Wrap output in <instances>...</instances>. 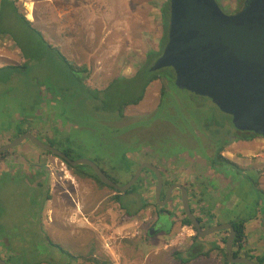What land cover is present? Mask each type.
Here are the masks:
<instances>
[{"label":"rangeland","instance_id":"rangeland-1","mask_svg":"<svg viewBox=\"0 0 264 264\" xmlns=\"http://www.w3.org/2000/svg\"><path fill=\"white\" fill-rule=\"evenodd\" d=\"M51 1L17 0L20 11L27 18H29V13L33 16L34 25L29 27L17 16L14 9L8 6L7 2L2 3L0 0V9L2 8V12H0L2 13L0 16V145L9 142L11 137L15 136L21 115L27 117L24 127L29 128L39 137H43L44 141H47V138H50L48 141L54 140L58 147H72L77 156L80 154L82 157L93 159L95 155L101 154V151L105 153V150L109 152L112 150L110 137L119 139L126 143L123 144V148H119L118 156H114L117 162L120 160L121 165L124 164L125 167H128L131 160H134L136 162L133 167L134 171L143 161H156L166 168L168 175L166 179L169 182L173 180L188 185L190 192L194 195L193 204L196 209L197 204L203 203L204 197L200 199V193L209 190L208 199L211 202L221 200L223 194L224 197L220 202H223L224 199V203L230 201L227 205L229 206L237 201H243L245 214H251L253 205L264 201V194L259 190H264V142L261 141L264 138L243 141L244 139L230 140V136L218 135L220 132L235 133V131L232 132L234 129L229 124L230 117L205 99H202L203 102L200 104L192 105L191 102L196 99V96H193L189 91L181 90L174 83L158 79L151 82L147 90L143 91V84L145 85V80L150 77V69L152 70V66L156 62L155 59H151L150 63H147L146 54L151 51L160 52L162 49L160 7L168 6L170 0H149L157 8L155 17H149V12L143 9L144 5L140 7L137 12L141 25L136 28L133 27V24L129 27L130 24L126 23L119 29L121 32L120 41H116L112 36L105 37L109 41L106 40L104 48L101 50L102 58L105 60V72L102 80L99 75L95 74L93 66L90 71L84 73V75H88L85 83L89 88L103 89L105 108L93 105L92 108L89 107L88 110L91 114L84 117L94 122L89 123L87 120L84 124L79 121L75 122L77 117L74 115L78 112L75 111L76 106L72 110L71 103L62 98L73 95L75 99V93L80 88L84 92L85 87H82L83 82L80 81V79L83 80V77L79 73L74 75L71 72L66 58L75 61L76 56L69 53V45L67 47L69 40L64 37L53 38V35L58 34V31H53L54 25L51 23L59 18L61 26L68 30L71 26L68 27V17L72 16V13L69 11L68 0H56V7ZM220 1L223 4V11L227 14L234 13L238 8L237 0ZM30 4L32 7L29 6ZM149 18L155 19L154 26L149 23ZM124 19L126 20V18ZM112 20L123 21V18L118 14V17H112ZM111 25L113 24L110 23L108 28H111ZM72 27L73 25L70 28ZM73 29L75 31L73 42H77V44L88 45V42H96V38L97 41L99 40V35H97L98 37L94 35L88 42H82L81 28L75 26ZM69 33L67 32V34ZM47 43H50L54 49L51 50ZM114 43L118 44L117 49L111 48L115 45ZM89 52H91L90 49L87 53ZM88 58V66H90L92 58L90 53ZM120 61L124 65H118ZM24 64L27 67H24ZM146 65L151 66L149 71L147 69L140 71ZM162 87H165L167 94L166 104L171 100L168 104L170 113L179 116L175 121L187 128L188 137L179 134L178 130L174 128L165 132L166 137L158 139L160 132L157 126L160 120H155L150 125L139 124L143 120H150L158 112L163 96ZM67 89H70V92ZM40 92L44 94L38 96ZM27 95L29 96L26 97ZM49 95L52 97H47ZM141 95H144V98L139 104L129 105L126 108L124 119L117 122H105L106 118H115L114 116L121 112L120 109L116 110L120 104L136 100ZM59 99L62 102L61 107L57 106ZM65 103L68 106H65ZM62 110L68 112L65 114ZM206 118L214 123L211 128H205L207 126ZM216 123L225 127H218ZM103 125L110 128L107 135H105L106 131ZM117 128H120V132L115 131ZM136 129L138 131H135ZM167 141H170V144ZM164 144L166 149H171L173 145H179V149H181L172 161L164 162L158 157V152L161 151ZM106 145L109 146L107 149ZM219 147L226 148L227 151H223L222 154L238 164L239 168L213 164L212 159ZM113 148L115 150L117 147L113 146ZM193 149L194 151L190 152ZM12 153L17 155L33 153V155L30 159H26L23 155L17 156L13 162L0 166V237L9 240L11 249L17 251L8 257L10 264H26L28 259L31 260L30 262H37L48 256L55 258V255L63 263L71 257L70 253L65 252V249L73 251L79 246L85 247L88 242L92 243L95 251L104 253V250L107 251V249L109 252V250L116 251L122 248L117 244L119 241L124 242L133 238H139L141 243L143 240L145 241L148 228H152L151 225L155 222L154 211H157V207L154 205L156 180L150 172L144 174L150 182H143V188L140 190L141 197L147 198L152 205L140 211L131 220H125V210L113 198L116 194L113 189L96 184L93 179V185L80 184L77 188L82 195L79 198L81 201H88L89 205L102 202L99 206L91 205L94 207L91 211H93L95 223L92 224V227L86 229L85 232L72 228V234L80 237V242L72 245L67 241L68 233L70 234L68 232L69 223L64 219V217H69V208L66 206H69L71 198L69 196L61 197L63 202L66 200L67 202L58 204L55 201V194L52 193L51 196L53 195L54 200H49L47 195L48 192L51 193L49 188L52 181L50 175L47 174V169H44V173L37 175L42 164L34 157V153L45 154L58 162L59 165L56 166L55 172L57 174L61 171L64 180V176L68 175L70 169L67 168L66 172L62 170L65 167H62L63 161L60 158L44 152L31 141H26L16 147L8 155ZM185 155L190 156L189 161H195L197 170L188 171V166L184 162V158L187 157ZM103 156L101 161L103 167L111 175L118 177L119 183H124L133 176V172L128 173L126 169L112 168L114 161L106 157L108 156L106 154ZM167 159H169V155H167ZM95 161L100 164L98 160ZM35 163H39L40 169L39 166L34 165ZM189 168L192 167L189 166ZM47 176L49 180H47ZM134 194L140 195V193ZM132 196V193H126L120 200V203L128 205L130 212L139 206L138 202L132 201ZM202 211H209V209L204 208ZM49 217L53 218L56 223L65 224L63 236L51 229L53 225L49 224ZM26 222L30 224L29 228L23 226ZM164 223L160 224V227L167 229L169 224L167 221ZM190 229L196 233L193 227L190 226ZM180 232L188 236L186 226L181 227ZM27 236L30 240H22ZM212 237L216 238L217 235ZM212 237L208 236L206 239L210 240L208 242L214 246L216 242L212 241ZM16 239L18 240L16 241ZM53 239L59 247L51 249L52 251L49 250L47 254L41 256L40 251H44L45 246L51 247ZM175 239L177 240V238ZM186 240L185 237L182 245L179 244L180 241H177L176 247L184 248ZM200 240H204L203 243H205V239ZM25 242L27 243L25 244ZM191 251L195 250L191 249ZM118 254L115 253V256L121 257L120 252Z\"/></svg>","mask_w":264,"mask_h":264},{"label":"water","instance_id":"water-1","mask_svg":"<svg viewBox=\"0 0 264 264\" xmlns=\"http://www.w3.org/2000/svg\"><path fill=\"white\" fill-rule=\"evenodd\" d=\"M219 0H170L168 40L152 70L172 67L175 84L198 95L207 96L224 112L233 116L238 130L264 135V0H245L236 13L223 11ZM26 141L51 152L72 166H90L100 180L121 193L135 185L148 169L156 176L155 197L160 206L174 200L180 191L182 208L199 237L230 229L225 247L232 264H259L247 256H234L236 229L232 223L204 228L191 208L186 184H171L162 199L164 175L151 162H141L124 183L113 180L93 159H71L60 148L43 141L34 132H25L0 145V154ZM162 221V217L160 219ZM165 222V221H164ZM156 224L149 230L156 232ZM0 264H8L0 258Z\"/></svg>","mask_w":264,"mask_h":264},{"label":"crops","instance_id":"crops-1","mask_svg":"<svg viewBox=\"0 0 264 264\" xmlns=\"http://www.w3.org/2000/svg\"><path fill=\"white\" fill-rule=\"evenodd\" d=\"M52 1L54 6L56 7V2L58 0L57 1L52 0ZM68 2L70 9L69 11L72 13V16L68 17L69 20L68 27L70 25L71 26L73 25V27L70 28L71 27L70 26L68 30H66L61 26V20L57 18L56 20H54V22H51L54 25L53 31L55 30L58 31L57 32L58 34L53 35V38L64 37L65 39L69 40V42L66 40L68 42L67 47L69 45L68 48L70 50L69 53L72 55L74 54V56H76L75 57L76 60L73 61L70 58H68V60L73 62L78 67L86 68L87 66L86 70L82 73L83 74L82 82L85 85H86L85 80L87 79L88 75L86 76L84 75V73L90 71L92 69V66L95 68V74L100 76V80H102L103 78V74L105 72L104 70L105 60H103L102 58L101 50L102 48H104V43L107 40L105 37L112 36L116 41H120L121 32L119 31V29L124 27L126 23L130 24L129 27L133 24V27L138 28V26L141 25V22L138 19L139 13L137 12V10L140 9V7H142L143 5L145 7L143 9L149 12V17H155L157 15V8L153 4H151L149 0H68ZM140 2H142L143 4H141ZM118 14L120 15V17L123 18V21L112 20V17L114 18L118 17ZM57 16L59 17L60 15ZM124 18H126V20ZM28 19L31 20V22H33L32 25H34V20L30 18ZM148 21L151 25H153L155 19L149 18ZM109 22L113 24L111 25V28H108V25H110ZM75 26L81 28L80 35L82 36V42H88L90 38L94 37V35H96V37H98L97 35H99V40L97 41L96 38V42H91V43L88 42V45L85 43L77 44V42L76 43L73 42L74 33H75L73 28ZM67 32L70 33L67 34ZM103 33L104 36H102ZM80 35L77 34V36ZM162 39L163 36L160 39L161 44H162ZM114 44L115 45L111 46V48L117 49L118 44L116 43ZM88 49H90L91 52L89 53L90 56L92 57L90 66H88L89 63V58H88L89 53H87ZM121 64L123 63H121L120 61L118 65ZM128 68H126V70H128ZM105 79L107 78L105 77ZM43 92H40L38 96L44 94ZM28 96L29 95H27L26 97ZM47 97H52V95H49ZM58 101L59 102L57 103V106L61 107L62 102L60 99ZM65 106H68V104L66 105L65 103ZM261 141L264 142V140ZM223 151H227L226 148ZM21 155L25 156L26 159H30L33 153H29V154L21 153L20 155H17L16 153H12L10 155H6L3 158L4 159L3 161L0 160V166L7 165L9 162H13L14 160L17 159L16 158L17 156L19 157ZM34 157H36L37 161L42 164V168H43L40 169L39 163L34 164L36 166H39L40 169L39 172H37V175L44 173V169H47V174L50 175L52 183L49 188V190L51 191V193H49L50 194L49 200H54L53 195L51 196L52 193L55 194L56 197L55 201L58 204L67 202V200L63 202L64 200H62L61 197L69 196L71 198L69 200V206H66V208H69V212H68L69 217L67 218L64 217V219L68 220L69 223L68 232H70V234L68 233L67 241L72 245L80 242V237H77L76 235L72 234L73 233L71 232L72 228L85 232L86 229L92 227V224L95 223L93 221L94 219L92 213L93 211H91L93 210L94 207H91V205L95 204L96 206H99L102 201L95 202L90 205L88 201L85 202L81 201L79 198H81L82 195L80 194V190L77 187L82 183L93 185V180L91 178L78 177L71 170L68 172L67 176H64L65 177L64 180V178H62L63 173H61V171L60 173L57 174L55 172L56 166L59 165L58 162L53 160L51 157L46 156L45 154L34 153ZM175 157L176 156L170 155L169 159H165V160L172 161V159ZM188 161L189 158H184V162H188ZM190 161H194V160H190ZM134 165L135 162L133 164V167ZM47 180H49L48 176H47ZM190 182L193 183V181L191 180ZM259 190L262 194H264V190L262 189ZM66 192H68V194H66ZM208 196H210L209 190L208 192H204L202 196L204 197L203 199L202 197L200 198L202 199L203 203H201V205L197 204V209L195 208L196 213L198 214V211L202 213V216H205L204 218L205 221L209 219L221 220L220 222L213 220L211 221L210 225L218 224L222 222H232L233 220H236L238 218L247 219L248 232L250 233L252 239L251 254L256 256L264 255V201L254 204L252 207L253 212L251 214L249 213L248 215L245 214V208L243 210V201H237L227 206L230 201L224 203L225 201L224 199L223 202H220L224 197L223 194L221 196V200H217L216 202H211L208 199ZM204 208H208L209 211H202V209ZM49 218H50L48 220L49 224L53 225L51 229L53 231L55 230L56 233L63 236L65 234V224L56 223L53 218L51 217ZM58 219L60 220V218ZM164 221L166 222V220L162 218L160 224L162 223L165 224ZM63 223L65 222L63 221ZM158 223H159L158 216H156L155 223L153 224V226L155 224L157 225L156 232L154 234H150L149 230L151 228L149 227L147 230L148 233L146 234V237L144 238L145 241L143 240V243L140 242L139 238L125 240L124 242L119 241L117 242V244L122 246V248L116 251L109 250V252H107L108 251L107 249V251L104 250L103 253V252L95 251L94 248L92 247V243L90 244L89 242L88 243L85 242L86 243V244L84 243L85 247L79 246L73 251H70L71 252L70 259L67 261H63V263L55 255L54 263H49L48 260L30 262L31 260L28 259V263L26 264H183L182 263L183 259L188 260V263L186 264H232V263H227L225 253L220 249L211 251L212 244L208 242L210 240L206 239V237L208 236L202 238L200 237V239H205V243H203L204 240H200L199 238H194V235L191 236V238L189 236H186L187 238L185 242L186 246L184 245L185 246L184 248H177L176 247L177 244L175 243L176 241L175 238H178V234L179 231L181 230V227H185V226H183L181 223L175 224L172 227V230L169 232L167 231V229H162L160 227V224ZM23 226L25 228H29L30 224L26 222L23 224ZM186 228H188V233H190L191 232L190 226H186ZM175 234L176 236L173 239V236ZM209 237L212 236L209 235ZM214 239L215 241L220 243L221 240L220 236H217L216 238L212 237V241H214ZM17 240L18 239H16V241ZM22 240H28V239L25 238ZM90 241L92 242V240ZM27 242H25V244ZM53 243L57 245L54 239H53ZM48 249L51 250L55 248L51 245V247H47V250ZM191 249H194L195 251L192 252ZM13 252L15 253L17 251L11 249L10 241L0 237V257L7 259L8 257L11 256ZM119 252L121 257L115 256V253L119 255L118 254ZM206 252H210V255L208 256L203 255ZM44 254L45 252L44 253L40 252L41 256Z\"/></svg>","mask_w":264,"mask_h":264},{"label":"trees","instance_id":"trees-1","mask_svg":"<svg viewBox=\"0 0 264 264\" xmlns=\"http://www.w3.org/2000/svg\"><path fill=\"white\" fill-rule=\"evenodd\" d=\"M238 1V5L241 7V5L243 4L244 5V0H237ZM3 2H7L8 6H10L11 8L14 9V11L16 12L17 16L26 24L28 25L29 27H32V24L33 22H31V20H29L24 13H22L19 9V6L17 5V0H2V3ZM1 3V4H2ZM2 9V8H1ZM0 9V12H2V10ZM160 12H161V27H162V34H163V43L161 44V51H151L149 52L148 54H146V57H147V63H150L149 61H151V59H155V61L161 56L163 50H164V47H165V44L168 40V31H169V19H170V1L168 2V6L165 5L163 7L160 8ZM2 13H0V16H1ZM47 46L52 50L54 48H52L53 46L49 43H47ZM66 61L68 63V65L70 66L71 68V72L76 75L77 73H79L82 77H83V72L86 70L85 67H78L77 65H75L73 62H71L70 60H68L66 58ZM14 66H17V65H14ZM24 67H27V65H23ZM151 68V66L149 65H146V66H143L140 71L142 69H147L149 71V69ZM139 71V72H140ZM176 77L175 75V72L173 70V68L171 67H168V68H161V69H157V70H151L150 69V77L145 80V85L143 84V87H144V90L143 91H146L147 90V87L150 85L151 82L155 81V80H162L164 79L165 82H169V83H174V78ZM80 81L82 82L83 80L80 79ZM83 84V86H82ZM81 86L82 87H85V90L84 92H82V89L80 88L78 92L75 93V99L73 98V95L72 97L70 96H64L62 97L64 100L67 99V101L69 103H71V109L73 110L74 107L76 106V109L75 111H78L77 114H73L75 117V122L79 121V122H82L83 124L85 123V121H89V123H92L94 121H90L89 118L86 117L85 119V115H88V114H91L89 112V107L92 108V105L93 106H105L104 105V100H103V89L100 90L98 88H95V89H92V88H89L88 86L84 85V83H82ZM66 88V87H65ZM69 92H70V89H67ZM162 94L163 96L166 95V91H165V87H162ZM143 94V93H142ZM193 96H195L193 94ZM144 98V95H141L139 98H137L136 100H133V101H125L124 103L120 104L119 107L116 109V110H121V112H119V114L117 116H114L115 118H121L124 115V112L126 111V108L129 106V105H136L138 103H140V101ZM56 99V98H54ZM76 101V102H75ZM197 104H200L198 102H195ZM160 107V106H159ZM105 108V107H104ZM159 110V109H158ZM68 111L67 110H64L63 113H67ZM72 112V111H71ZM166 114H169L168 112H166ZM19 115V114H18ZM171 115V114H169ZM68 117H70L69 115H67ZM93 116V115H92ZM91 116V117H92ZM160 113L159 111L157 113H155V115L153 116V118H151L150 120H143L141 121L139 124H147V125H150L153 121L157 120V118H160ZM172 118H175L174 115H171ZM179 117V116H178ZM79 119V120H78ZM161 119V118H160ZM27 120V117L24 115V116H20L19 117V122H18V125H17V129H16V134H14L13 136L14 137H11V140H13L15 137H17L18 135L22 134V133H25V132H30V129L29 128H26L24 127V121ZM88 123V125H89ZM211 125H213V122L210 123ZM217 124V123H216ZM94 125H96V123H94ZM219 125V124H217ZM105 127V135L108 134V132L110 131V128H107L105 125H103ZM120 128H117L115 129L116 132H120L119 131ZM124 129V128H122ZM113 133V132H112ZM232 133H226L224 134V132H221L219 135H225L226 136H230ZM38 136V135H37ZM98 136V135H97ZM39 137V136H38ZM256 137L255 134H249L247 136H243V137H240L241 139H244V140H247V141H250L252 139H254ZM41 139H43V137H39ZM45 138V137H44ZM107 138V136H106ZM46 139V138H45ZM48 139L50 138H47V141L45 142H48L50 143L51 145H54L56 147H58L55 143V141H48ZM111 143H110V147L112 148V150L110 152H113V154H110L109 151L105 150L106 152H102L101 151V154H97L94 156V160H98V162H100V166L101 168L106 172V174L108 176H110L113 180L119 182V178L116 177V176H113L110 174V172L108 170H106L104 167H103V163L101 162L102 159H103V155H108L106 157H109L112 159V161H114V164L112 165V168H118V170L120 169H126L128 173H132L134 174L135 170L133 171L132 168H131V165L133 167V164H134V160H131V163L128 167H125L124 164L121 165V161L119 160V162L116 161V158L114 156H118V150L119 148H123V144H125L126 142H123L119 139H114V138H111ZM44 141V140H43ZM113 146H116L117 148L114 150ZM109 146L106 145V149L108 148ZM60 148L61 150H63L67 156H69L71 159H75L77 157H80L81 155L79 154L78 156L75 154V150H73L72 147L68 146V147H58ZM15 149V148H14ZM41 149V148H40ZM225 149V147H219V149L216 150V154L214 155L212 161H213V164L214 165H229L231 167H235L236 169L239 168V165L238 164H235V162L231 161L229 158H226V156H224L222 154L223 150ZM13 149L9 150V151H6L2 154H0V160H2L6 155H8ZM44 152L50 154V155H53L51 152L49 151H46V150H43ZM62 160V159H61ZM118 160V159H117ZM63 162H65V164L67 165V167L78 177H81V178H91L93 179L94 181H96V183L100 184L101 186H107L106 184H104L100 178L96 175V173L93 171V169L90 167V166H87V165H79V166H72L71 164L67 163L65 160H62ZM117 164H116V163ZM136 164V162H135ZM140 164V163H139ZM150 170L146 169L143 173V175L141 176V178L139 179V181L133 185L128 191H126L125 193H121L120 191L116 190L115 188L113 187H110V186H107L108 188H111L113 189L116 194L113 196V198L120 204V207L122 209L125 210V213H126V216H125V220H131L135 215L139 214L140 211H142L143 209L145 208H148L150 206V201L146 198V199H143L141 196V188H143V182H146V183H149L150 180L144 176V174L146 172H148ZM174 181L172 180L171 182L167 181V185H171ZM43 186V185H42ZM190 191V190H189ZM126 193H132V201H136L138 202L139 206H137V208L130 212L128 210V205L125 204V203H120V200L122 199L123 195L126 194ZM134 193H140L139 196H137L136 194ZM175 197H174V200L170 202L169 205L167 206H159L157 204V202L154 203V205H157V211H154L155 214H157L156 216H158V224L161 223L160 219L161 217L164 218V220H166L169 224V227L167 228L168 231L170 232L172 230V227L175 225V224H178V223H181L182 225L184 226H191V222L189 220V218L186 216L183 208H182V204H181V197L179 196V192L176 191L175 192ZM191 193V196H192V203H191V208L193 210V212H196L195 211V207H194V204H193V193ZM204 194V191H202L200 193L201 197L203 196ZM47 197H50V194L48 192V195ZM138 198V199H137ZM172 204V205H171ZM171 205V206H170ZM258 206V205H257ZM253 212V211H252ZM154 214V215H155ZM199 214V213H198ZM253 215V214H252ZM199 220L201 221V223L203 224V227L206 228L208 226H211L209 224H211V221H221V220H217V219H209L207 221H205V219L203 218V216H200V215H197ZM254 216V215H253ZM1 217V216H0ZM2 223H4V221H2ZM231 223V222H230ZM208 224V225H207ZM232 224L234 225L235 229H236V238H235V241H234V256H247V257H250L254 260H256L259 264H264V255H253L251 254V236H250V233L248 232V225H247V219L245 218H238L236 220H233L232 221ZM157 226V225H156ZM196 231V234H195V238H199L198 236V232L197 230L195 229ZM220 236V243H218L217 241H215V245L212 246L211 245V251H215V250H218L220 249L221 251H223L225 253V256H226V261H227V252H226V247H225V243H226V239L228 237V231H221V232H217L215 234H213L212 236ZM28 240H30V238L27 236L26 237ZM54 248L56 247H59V245L57 244H54L52 243L51 244ZM215 249V250H213ZM50 250V249H48ZM47 250V247L45 246V249L44 251H40L41 253H44L45 254L48 252ZM47 251V252H46ZM52 251V250H50ZM65 252H68V253H71L70 251L66 250L65 249ZM250 252V253H249ZM203 255H210V252H206L204 253ZM75 257V256H74ZM44 260H48L49 263H54L55 262V258L54 257H48ZM9 261V259L7 258V262ZM42 261V260H41ZM182 263L183 264H186L188 263V260L186 259H183L182 260ZM227 263H229L227 261ZM8 264H10L8 262ZM14 264H17V263H14Z\"/></svg>","mask_w":264,"mask_h":264},{"label":"flooded vegetation","instance_id":"flooded-vegetation-1","mask_svg":"<svg viewBox=\"0 0 264 264\" xmlns=\"http://www.w3.org/2000/svg\"><path fill=\"white\" fill-rule=\"evenodd\" d=\"M220 2V1H219ZM244 3H245V0H244ZM220 5H221V7L223 6L222 4H221V2H220ZM244 5L242 4L241 5V7L238 5V8H237V10L235 9V11H234V13H236V12H238L239 10H241L242 9V7H243ZM164 68H168V67H164ZM172 68V67H171ZM162 80H164V79H162ZM174 84H175V78H174ZM176 85V84H175ZM177 86V85H176ZM181 89V88H180ZM181 90H186V89H181ZM186 91H188V90H186ZM190 92V91H189ZM192 94H194L195 96H196V99H193L192 100V102H191V104L192 105H194L195 104V102H198V103H200V102H203L202 101V99H205V100H207V101H209V102H211L218 110H220L223 114H225V115H228L229 117H230V120H229V124L231 125V127L234 129L232 132H234L235 131V133H232L231 135H230V140H233V139H241L240 137H243V136H247V135H249V134H255L256 135V137L254 138V139H256V138H264V135H261V134H258V133H256L255 131H252V130H238L235 126H234V124H233V116L231 115V114H228V113H226V112H224V111H222L213 101H212V99L211 98H209V97H207V96H202V95H198V94H195V93H193V92H191ZM167 96V94L166 95H164V96H162L161 97V104H160V107H159V113H160V118H157V120H160V122H159V124H158V126H157V129H158V131L160 132L159 133V135H158V139H160V138H162V137H166V135H164L165 134V132L166 131H170V130H173L174 128L175 129H177L178 130V133L179 134H184V135H186L187 137H188V134L186 133V132H188V130H187V128L186 127H183L182 125H179V124H177L176 123V121H175V119L176 118H178V115H174V117L175 118H172V114L170 113V111H169V106H168V104L171 102V100H170V102L168 103V104H166V97ZM163 98H165V99H163ZM143 100V99H142ZM141 100V101H142ZM140 101V102H141ZM139 104V103H138ZM137 105V104H136ZM199 111V110H198ZM166 112H168L169 114H171V115H169V114H166ZM177 113V112H176ZM122 119H124V116L123 117H121V118H106V120H105V122H109V121H114V122H117V121H120V120H122ZM211 122L210 121H208L207 120V118H206V125L208 126H206L205 128H211V124H210ZM214 124V123H213ZM107 125H108V123H107ZM218 127H225L224 125H222L221 124V126L220 125H218ZM108 128H109V126H108ZM139 129V128H138ZM138 129H136L135 131H138ZM189 133V132H188ZM221 133V132H220ZM219 133V134H220ZM216 134V133H215ZM218 134V135H219ZM217 134H216V136H218ZM215 138V137H214ZM164 141V140H163ZM243 141H247V140H243ZM167 143L168 144H170V141H167ZM179 150H181V149H179V145H173V146H171V149H169V148H167L166 149V146H165V144H164V146L161 148V151L160 152H158V157L160 158V160L161 161H164V162H166V160L165 159H167V155H169V157H170V155L171 156H176V154L178 153V151ZM189 151V150H188ZM191 151H194V149L193 150H190V152ZM185 156H187V155H185ZM190 156H187L186 158H189ZM144 162V161H143ZM146 162H148V161H146ZM151 163H154V164H156L159 168H160V170L162 171V173H163V175H164V179H165V182H164V190H163V193H162V195H163V197H162V199H164L165 198V193L168 191V189H169V187L171 186V185H167V179L166 178H168V175H167V171H166V168L164 167V166H162V165H160L159 163H156V161H151ZM186 164H187V166H188V170H197V168H196V166H195V162H192V161H188V162H185ZM189 166H191L192 168H189ZM167 167V166H166ZM145 171V170H144ZM148 172H150L151 174H152V176L155 178V180H156V176H155V174L152 172V171H148ZM178 183V181H174L173 183ZM172 183V184H173ZM156 186V185H155ZM187 187H188V185H186ZM188 190H189V188H188ZM176 191H178V190H176ZM179 192V194H180V191H178ZM189 194H190V200H191V203H192V196H191V193H190V191H189ZM154 197H155V189H154ZM155 202H157V200H156V197H155V201H154V203ZM157 204H158V202H157ZM152 204L150 203V206H151ZM159 205V204H158ZM156 207H157V205H155ZM160 206V205H159ZM166 206V205H165ZM201 216H202V213H200V212H198ZM198 214V215H199ZM157 215V214H156ZM159 218V217H158ZM155 223V222H154ZM153 223V224H154ZM153 224L151 225V227L153 226Z\"/></svg>","mask_w":264,"mask_h":264},{"label":"built area","instance_id":"built-area-1","mask_svg":"<svg viewBox=\"0 0 264 264\" xmlns=\"http://www.w3.org/2000/svg\"><path fill=\"white\" fill-rule=\"evenodd\" d=\"M62 167H65V168H63L62 170H64L65 172H66V170H67V165L65 164V162H62ZM193 235H195V232H194V230H191V232L190 233H188V236H193ZM187 235L185 234V233H183V232H180L179 234H178V238H177V240L175 241V243H177V241H180L179 242V244H183L184 243V238L186 237Z\"/></svg>","mask_w":264,"mask_h":264},{"label":"bare ground","instance_id":"bare-ground-1","mask_svg":"<svg viewBox=\"0 0 264 264\" xmlns=\"http://www.w3.org/2000/svg\"><path fill=\"white\" fill-rule=\"evenodd\" d=\"M32 4H30L29 6H31ZM32 7V6H31ZM30 19H32L33 18V16H32V14H30L29 13V16H28ZM222 223H230V222H222ZM222 223H218V224H212L211 226H208V227H206V228H210V227H212V226H216V225H220V224H222ZM193 227V226H192ZM194 228V227H193ZM195 229V228H194ZM221 231H228V235H229V232H230V229H223V230H219V231H217V232H221ZM217 232H215V233H217ZM214 233V234H215ZM209 236V235H208ZM228 257V256H227Z\"/></svg>","mask_w":264,"mask_h":264},{"label":"clouds","instance_id":"clouds-1","mask_svg":"<svg viewBox=\"0 0 264 264\" xmlns=\"http://www.w3.org/2000/svg\"><path fill=\"white\" fill-rule=\"evenodd\" d=\"M53 156H54V155H53ZM55 157H56V156H55ZM67 168H68V167H67ZM128 180H129V179H128ZM128 180H127V181H128ZM170 206H171V205H170ZM231 223H232V222H231ZM152 227H153V226H152ZM195 234H196V233H195ZM194 238H195V235H194ZM0 258H3V257H0ZM5 259H6V258H5ZM6 260H7V259H6Z\"/></svg>","mask_w":264,"mask_h":264}]
</instances>
